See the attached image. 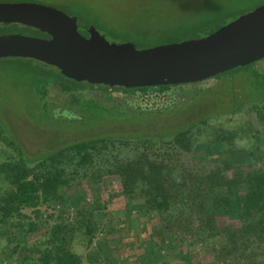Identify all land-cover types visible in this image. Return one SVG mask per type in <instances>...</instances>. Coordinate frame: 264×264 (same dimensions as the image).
Returning <instances> with one entry per match:
<instances>
[{"label":"rangeland","instance_id":"obj_1","mask_svg":"<svg viewBox=\"0 0 264 264\" xmlns=\"http://www.w3.org/2000/svg\"><path fill=\"white\" fill-rule=\"evenodd\" d=\"M0 3L50 6L76 18L79 32L92 26L109 43H131L136 49H146L191 40L192 33H208L223 20H229L232 13L252 9L251 6L264 4V0ZM5 35L45 38L32 28L0 25V36ZM55 70L30 59H0V166L19 158L14 148L7 145L9 139L29 161L37 162L55 150L93 137H168L200 118L205 120L204 125L194 129L198 140L190 151L179 150L172 155L169 147L166 155L149 148L143 151L144 155L151 160H159L161 155L165 163L171 161L172 165L201 173L220 162L246 165L243 147H264V59L232 76L172 86L164 92L149 88L148 92L133 94L106 93L98 88L79 93L64 91L58 83H52L61 82ZM250 70H254L252 75ZM233 111L235 115L229 114ZM135 114L146 117L144 123L138 122ZM216 130L237 132L230 152L208 138V133ZM112 143L109 152L113 147L120 148L116 160L128 159L135 153L131 149L135 143L128 147L114 140ZM106 163L116 162L105 159L103 164ZM255 164L256 168H264V162ZM65 170L68 174L69 166ZM10 189L7 180L0 176V194ZM61 192L63 203L40 199L35 206L22 207L19 215L12 214L0 223V264H40L37 251L57 234L59 240L54 238L51 247L63 244L66 251L79 257L78 264H264V233H260L264 226L259 233L241 236L235 233L240 226L232 221L225 224L226 230H220L219 223L215 227L201 226L193 215H181L182 220L178 221L175 212H150L141 199L129 202L121 178L114 173L82 178L80 183L62 187ZM188 218L193 219L188 222ZM15 245L19 248L14 252Z\"/></svg>","mask_w":264,"mask_h":264},{"label":"trees","instance_id":"obj_2","mask_svg":"<svg viewBox=\"0 0 264 264\" xmlns=\"http://www.w3.org/2000/svg\"><path fill=\"white\" fill-rule=\"evenodd\" d=\"M260 4L263 5L259 3L254 7L251 6L252 9L242 8L239 13H232L229 20H223L208 33L199 35L198 33H192V36L190 34L191 39L210 35L238 16L261 6ZM41 34L45 38H49L48 35ZM32 61L42 67L53 68ZM252 65L245 68L250 69ZM243 68L218 76H232L234 73L243 70ZM55 71L59 74L61 82L54 81L52 83H58L64 91L79 93L86 89L97 88L106 93L119 91L124 94H133L149 91V88L124 89L89 85L85 82L78 83L65 78L58 70ZM42 72L46 73L45 71ZM253 72L250 70V75ZM171 87H157L154 90L164 92ZM235 112L229 114L235 115ZM90 114L99 116L93 113ZM135 116L138 118V122L144 123L143 120L146 117L136 114ZM204 121L203 118H200L195 122H191L187 127L176 130L170 136H164L166 140H162L164 137L157 134L145 138L138 135L130 137H93L55 150L39 158L37 162L29 161L30 159L25 157L21 148L9 139L6 141L7 145L14 148L19 158L0 166V176L5 178L11 186L10 191L0 194V223H5L12 214L19 215L22 207L35 206L40 199L51 204L63 203L65 198L61 188L75 182L80 183L82 178H90V176L95 178L114 173L121 178L124 193L126 192L129 202L141 199L144 207L150 212H175L178 221L182 220L181 215L182 217L193 215L194 219L200 220L201 226L212 224L215 227L219 223L220 230L227 227L225 225L227 222L232 221L240 226L236 229V234L246 236L255 232L259 233L262 230L261 227L264 226V168L260 166L256 168L255 163L261 164L264 162V147L260 145L243 147L242 150L247 154L248 159L246 165L237 166L229 161L220 162L219 164L216 163L215 168L201 173L191 171L189 168V170H186L183 167L172 165L170 164L171 161L165 163L161 155H158L159 160H151L144 155L143 151L145 149L147 151L149 148L152 151L156 149L157 153L166 155H169L167 152L169 147H171L169 150L172 155L179 150L183 152L190 151L198 140V135L194 133V129L203 127ZM236 133L234 130H216L213 133H208L207 136L213 140L214 144H221L223 147L228 148L227 152H230L233 148L231 144ZM112 140L118 142L122 147H128L130 144L135 143V146L131 147L135 153L128 159L116 160L120 148L113 147V150L109 152V147L113 146ZM109 144L112 146H109ZM105 159L106 161L112 159L116 163L103 164ZM31 164L35 165L30 167ZM66 166L70 168L68 174L65 170ZM193 218H188L187 221H192ZM30 228L35 230L32 224ZM87 230H90V228H87ZM260 233H264V230ZM58 237V234L57 237L54 235L47 242L42 243L41 248L37 251L40 264H78L79 257L66 251L63 244H61V247L58 244L51 247L54 238L59 240ZM18 248V245H15L13 251H17Z\"/></svg>","mask_w":264,"mask_h":264},{"label":"water","instance_id":"obj_3","mask_svg":"<svg viewBox=\"0 0 264 264\" xmlns=\"http://www.w3.org/2000/svg\"><path fill=\"white\" fill-rule=\"evenodd\" d=\"M0 25L25 26L49 36H0V59L34 60L75 82L110 88L195 84L264 59V4L205 37L146 49L109 43L92 26L85 37L76 18L33 3H0Z\"/></svg>","mask_w":264,"mask_h":264},{"label":"flooded vegetation","instance_id":"obj_4","mask_svg":"<svg viewBox=\"0 0 264 264\" xmlns=\"http://www.w3.org/2000/svg\"><path fill=\"white\" fill-rule=\"evenodd\" d=\"M78 25V24H77ZM88 29V28H87ZM87 29L85 30V31H83L82 33H81V35H83V36H85V37H88V34H87ZM86 34V35H85ZM45 39H47V38H45Z\"/></svg>","mask_w":264,"mask_h":264},{"label":"built area","instance_id":"obj_5","mask_svg":"<svg viewBox=\"0 0 264 264\" xmlns=\"http://www.w3.org/2000/svg\"><path fill=\"white\" fill-rule=\"evenodd\" d=\"M154 94H156V93H154Z\"/></svg>","mask_w":264,"mask_h":264}]
</instances>
